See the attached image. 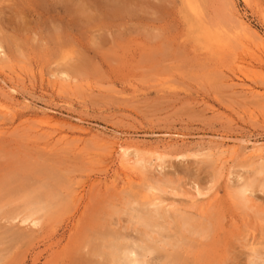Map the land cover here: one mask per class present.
I'll use <instances>...</instances> for the list:
<instances>
[{"label": "rangeland", "instance_id": "374dc122", "mask_svg": "<svg viewBox=\"0 0 264 264\" xmlns=\"http://www.w3.org/2000/svg\"><path fill=\"white\" fill-rule=\"evenodd\" d=\"M38 1L0 0V264H112L108 233L161 264L261 262L264 0H82L77 22Z\"/></svg>", "mask_w": 264, "mask_h": 264}, {"label": "bare ground", "instance_id": "6f19581e", "mask_svg": "<svg viewBox=\"0 0 264 264\" xmlns=\"http://www.w3.org/2000/svg\"><path fill=\"white\" fill-rule=\"evenodd\" d=\"M36 1V0H35ZM58 1V0H57ZM72 1H74V2H76L75 4L74 3H71ZM81 1L82 0H71L70 1V3L72 4H69L67 7H64V6H62L63 8L61 9V10H64V11H66L67 13H66V15L67 14H69V18H71L72 17V19L74 18V21L75 20H79L80 19V15H81V13H82V11H81ZM90 1V0H89ZM39 1L37 0V3H38ZM61 2V1H60ZM63 2V1H62ZM67 2H69V1H67ZM117 2V1H116ZM32 3H34V1L32 2ZM56 3V2H55ZM58 3H59V1H58ZM86 3V2H85ZM92 3V2H91ZM122 3V2H121ZM42 4H44V3H42ZM50 4V3H49ZM66 4V3H65ZM74 4V5H73ZM90 4V3H89ZM125 4V5H124ZM124 4H122V5H116L114 8L112 7V10H113V12L115 13V14H117L118 12H125V11H128V8H130V6L129 7H126V3H124ZM61 5V4H60ZM63 5V4H62ZM88 5V4H87ZM38 6H41V5H38ZM55 5L54 4H52V8H56V7H54ZM83 6V5H82ZM84 7H85V5H84ZM42 8V7H41ZM67 8V9H66ZM58 10V9H57ZM42 11V10H41ZM46 11V10H45ZM52 12H53V10H52ZM51 12V13H52ZM93 13H94V11H93ZM126 13V12H125ZM14 14V13H13ZM111 14V13H110ZM100 15V14H99ZM102 15V14H101ZM114 15V14H113ZM65 16V15H64ZM68 16V15H67ZM44 17V16H43ZM91 18V17H90ZM82 19V18H81ZM75 22H77V21H75ZM239 22V21H238ZM8 23V22H7ZM62 23V22H61ZM240 23V22H239ZM77 25V24H76ZM60 27V26H59ZM244 27V26H243ZM98 32V31H97ZM264 40V39H263ZM259 47H260V45H259ZM258 47V48H259ZM260 49H261V51H262V55H264V43L262 42L261 43V47H260ZM260 49H258V50H260ZM256 55V54H255ZM261 55V54H260ZM256 57H259L258 55H256ZM257 59V58H256ZM62 76H64V75H62ZM67 77V76H66ZM14 88V87H13ZM249 90V89H248ZM2 101V100H1ZM4 102H6V101H4ZM5 104H7V107H8V103H5ZM12 105V104H11ZM14 105V104H13ZM5 105L3 104V103H0V111L1 112H4V110H5ZM12 110V109H11ZM48 111V112H47ZM47 111H43V112H41L39 115H38V123H40L41 122V124L42 123H44V126H46L45 124H49V126H50V124L52 125V123H57V127H58V124H60V122L58 123L57 121V119L54 117V116H52L51 114H54V111L52 110V111H49V110H47ZM5 113H7V112H5ZM10 113V112H9ZM13 113V112H12ZM2 114V113H1ZM37 115H35V119H36V116ZM34 118V117H33ZM74 120H76V121H78L79 122V120L78 119H74ZM64 122H66V121H63V124H64ZM62 123V122H61ZM81 123V122H80ZM67 124V123H66ZM43 125V124H42ZM56 125V124H55ZM53 126V125H52ZM52 126H50V128L52 129L53 127ZM48 126H46V128H47ZM55 127V126H54ZM49 128V129H50ZM50 129V130H51ZM57 128H55V130H56ZM76 129H79V132L81 131V134H83L84 132H88V131H86L85 129H83L82 127H76ZM60 131V130H59ZM62 132V131H61ZM56 134V133H55ZM57 134H58V132H57ZM64 134V133H63ZM87 134V133H86ZM93 135V134H92ZM59 136V135H58ZM60 137V136H59ZM69 137V136H68ZM116 138V137H115ZM52 139V138H51ZM66 139V138H65ZM225 139V138H224ZM113 142V141H112ZM128 143V142H127ZM246 143V142H245ZM112 144V148L115 150V152H120L121 153V159H122V167L123 168H125L126 169V166L127 165H129V150H131L130 152H133L132 151V147H131V145L129 146V144H128V147H126V146H124L123 144H121L120 142H118V141H115V142H113V143H111ZM133 144V143H132ZM248 144V143H247ZM254 146H255V144H253ZM257 145V144H256ZM261 145V144H260ZM252 148H253V146H252ZM251 148V149H252ZM134 149V148H133ZM137 150V149H136ZM211 150V149H210ZM224 151V150H223ZM254 151V152H253ZM135 152V151H134ZM209 153V152H208ZM250 153H253V155L255 154V153H257V156H258V161L260 162V160L262 161L261 162V169H263L264 168V147L262 146H255L253 149H252V151L250 152ZM115 154V153H114ZM247 154V153H246ZM246 154H245V156H246ZM132 156V155H131ZM135 157H136V155H134ZM134 156H132V157H134ZM255 156V155H254ZM94 157V156H93ZM137 158V157H136ZM136 158H133V159H136ZM157 159H158V157H157ZM118 160H120V159H118ZM140 160V159H139ZM138 160V161H139ZM121 161V160H120ZM134 162V161H133ZM141 162H143V161H141ZM141 162H138L140 165H142L141 164ZM143 163H145V162H143ZM120 164H121V162H120ZM137 164V163H136ZM138 164V165H139ZM143 167V166H142ZM154 167V166H153ZM158 167V166H157ZM130 168V167H129ZM144 168V167H143ZM149 168V167H148ZM128 169V168H127ZM146 169V168H145ZM145 169L144 170H142L143 172L145 171ZM153 169V168H152ZM124 170V169H123ZM125 171V170H124ZM141 171V170H140ZM162 171V170H161ZM128 172V171H127ZM134 172V171H133ZM149 172V171H148ZM122 173V172H121ZM126 173V172H125ZM129 173V172H128ZM131 173V172H130ZM129 173V174H130ZM129 174H126V175H128V177H130L129 176ZM162 176V175H161ZM123 177V176H122ZM158 178V177H157ZM121 180V179H120ZM127 180H128V178H127ZM131 179H129V181H130ZM132 181H133V179H132ZM152 181V180H151ZM211 181V180H210ZM149 182H150V180H149ZM123 184H124V182H123ZM125 184H127L126 183V178H125ZM132 184V183H131ZM147 185H149V184H152V183H149L148 184V181H147V183H146ZM154 184V183H153ZM155 185V184H154ZM168 185H169V183H168ZM255 185V184H254ZM129 186V185H128ZM150 186V185H149ZM156 186V185H155ZM159 186V185H158ZM164 186V185H163ZM163 186H161L160 185V187H163ZM194 186H196V185H193V187ZM211 187H212V184H211ZM243 187V186H242ZM253 186H252V183L250 184H247L246 186H244L241 190H240V188H239V190L240 191H238V193H237V198H239V200H244V199H246V192L247 191H249L251 188H252ZM261 187H263L264 188V182L262 183V185H261ZM147 189V188H146ZM145 189V190H146ZM150 189H153L152 187L150 188L149 187V190ZM156 189H158V188H156ZM163 189H164V187H163ZM190 189V188H189ZM212 189V188H211ZM210 189V190H211ZM0 190H2V192H4V193H6V189H5V187H1V189ZM39 190H41V191H39ZM37 189V190H35V192L33 193V192H31V193H28V194H26V195H24V197L23 198H21L20 200H21V207L23 208V210L26 212V211H29V213L28 214H26L25 216H23V217H21V222H26L27 220H29L30 221V223H33V225L32 226H35L36 225V223H37V221H38V219L36 218H34V216L35 215H38L39 214V208L41 207L40 205V207L39 206H37L36 205V202L34 201V202H32V196H34V199H36V200H40V198H42L43 196H41L43 193H42V191H45V195L48 197V195H50V192H47V190L48 189H46L45 190V188L43 189ZM154 190V189H153ZM159 190H161V189H159ZM196 190H198V189H196ZM202 190V189H201ZM30 191V190H29ZM51 191V190H50ZM157 192H158V190H156ZM172 191V190H171ZM193 191V190H192ZM208 191V190H207ZM147 192V191H146ZM157 192H155V193H157ZM196 192H198V191H196ZM195 192V193H196ZM206 192V191H205ZM54 193V192H53ZM81 193V192H80ZM160 193V192H159ZM177 193V192H176ZM189 193V192H188ZM200 192H198L197 194L198 195H200L199 194ZM202 194V193H201ZM183 195V194H182ZM185 195V194H184ZM183 195V196H184ZM188 195V194H187ZM194 195V194H193ZM192 195V196H193ZM153 196H154V194H153ZM196 196V195H195ZM22 197V196H21ZM189 197H190V193H189ZM156 198V197H155ZM14 201V200H13ZM155 201V200H154ZM245 201V200H244ZM38 202V201H37ZM148 202V201H147ZM243 202V201H242ZM251 202H252V200H251ZM254 202V201H253ZM152 203V202H151ZM158 203H160L159 202V200H158V202H157V204L156 205H158ZM147 204V203H146ZM163 204V203H162ZM139 205V204H138ZM137 205V206H138ZM143 205V204H142ZM149 205V204H148ZM155 204H154V206H156ZM163 205H165V204H163ZM144 206H147V205H144ZM150 206H152L153 207V205H150ZM160 207H161V205H160ZM243 207V206H242ZM141 208V207H140ZM162 208H163V206H162ZM133 209V208H132ZM164 209V208H163ZM134 210V209H133ZM137 210H138V207H137ZM159 210V209H158ZM174 210V209H173ZM47 211H48V208H47ZM135 211V210H134ZM41 212H42V210H41ZM51 212V211H50ZM148 212H150V211H148ZM154 212H155V214L157 213L156 212V210H154ZM161 212V211H160ZM27 213V212H26ZM140 214V213H139ZM152 214V213H151ZM158 214V213H157ZM165 214V213H164ZM22 215V214H21ZM159 215H160V213H159ZM16 216V215H15ZM135 216H137V215H135ZM152 216V215H151ZM158 216V215H157ZM162 216V215H161ZM167 216V215H166ZM19 216H17V218H20ZM170 217V216H169ZM16 218V219H17ZM136 218V217H135ZM134 218V219H135ZM15 219V218H14ZM137 219V218H136ZM135 219V220H136ZM144 219V218H143ZM182 219V218H181ZM150 220V219H149ZM141 221V220H140ZM157 221V220H156ZM183 221V220H182ZM28 222V221H27ZM141 222H143V221H141ZM160 222V221H159ZM138 223V222H137ZM150 223H152V222H150ZM144 224V222L142 223V225ZM184 224V223H183ZM25 225V224H24ZM29 225V224H28ZM39 225V224H38ZM38 225H36V226H38ZM166 226V225H165ZM153 226H151V225H147V223H146V226H145V231L147 230V232H145L146 234H148V235H150L153 231H155V230H153ZM136 229V228H135ZM156 229V228H155ZM167 229V228H166ZM154 233V232H153ZM19 234V233H18ZM159 234H160V232H159ZM107 238H111V239H109L108 241H107V244L104 242V245H103V248H105V249H100V252H98V253H96L97 255H100V254H104V256H105V258H106V260L107 261H109V263H112V264H114V263H123V264H161V259L159 258V257H155V256H151L150 258H145V255L143 256V255H137V254H135V252L133 253L131 250H127L126 248H125V252H126V254L124 253V251H123V256H121L118 252V249L119 248H117L116 246H113V244H112V239H115V240H117V238H118V236H116V235H113L112 233H108V235L106 236ZM121 237H123V236H121ZM165 237V236H164ZM167 237V236H166ZM105 238V237H104ZM103 238V239H104ZM147 238V237H146ZM152 238V237H151ZM122 239H125V238H122ZM163 239V238H162ZM165 239V238H164ZM127 240V239H126ZM119 241V240H118ZM156 241V240H155ZM164 241V240H163ZM133 242H135L134 240H133ZM138 242V241H137ZM141 242V241H140ZM139 242V243H140ZM151 243V242H150ZM149 243V244H150ZM180 243H182V242H180ZM116 244V243H115ZM142 244V243H141ZM149 244H147L148 246H150ZM154 245H155V243H154ZM118 246H119V244H118ZM121 246V245H120ZM143 246V244L142 245H140V247L141 248H143L142 247ZM169 246H171L170 244H169ZM126 247V246H125ZM102 248V247H101ZM122 248V247H121ZM130 248V247H129ZM131 249V248H130ZM133 249V248H132ZM145 249H147V248H145ZM150 250V249H149ZM140 254V253H139ZM146 254L147 255H151V251H147L146 252ZM146 255V256H147ZM103 256V255H102ZM123 257H125L124 259H122ZM179 256H177L175 259H174V261H171V262H169V263H167V264H184L183 262V258L181 257H179ZM256 257V256H255ZM104 258V257H103ZM261 258V257H260ZM163 259H164V257H163ZM166 261V260H165ZM249 264H264V259L261 261V262H255V261H251Z\"/></svg>", "mask_w": 264, "mask_h": 264}]
</instances>
